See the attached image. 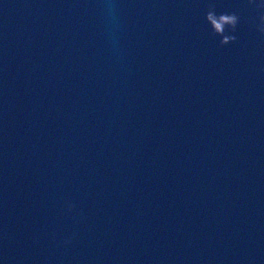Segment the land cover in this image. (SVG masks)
Returning a JSON list of instances; mask_svg holds the SVG:
<instances>
[{"label": "water", "instance_id": "obj_1", "mask_svg": "<svg viewBox=\"0 0 264 264\" xmlns=\"http://www.w3.org/2000/svg\"><path fill=\"white\" fill-rule=\"evenodd\" d=\"M261 0H0V264H264Z\"/></svg>", "mask_w": 264, "mask_h": 264}, {"label": "clouds", "instance_id": "obj_2", "mask_svg": "<svg viewBox=\"0 0 264 264\" xmlns=\"http://www.w3.org/2000/svg\"><path fill=\"white\" fill-rule=\"evenodd\" d=\"M261 3L264 4V0H261ZM262 19H264V17H262Z\"/></svg>", "mask_w": 264, "mask_h": 264}]
</instances>
